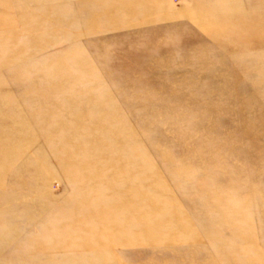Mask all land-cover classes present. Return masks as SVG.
Segmentation results:
<instances>
[{
    "label": "rangeland",
    "instance_id": "obj_1",
    "mask_svg": "<svg viewBox=\"0 0 264 264\" xmlns=\"http://www.w3.org/2000/svg\"><path fill=\"white\" fill-rule=\"evenodd\" d=\"M0 264H264V0H0Z\"/></svg>",
    "mask_w": 264,
    "mask_h": 264
}]
</instances>
